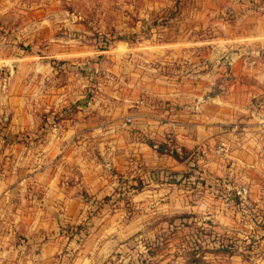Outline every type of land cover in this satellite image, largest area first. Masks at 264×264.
<instances>
[{"label": "rangeland", "instance_id": "1", "mask_svg": "<svg viewBox=\"0 0 264 264\" xmlns=\"http://www.w3.org/2000/svg\"><path fill=\"white\" fill-rule=\"evenodd\" d=\"M1 197L17 264H264V0H0Z\"/></svg>", "mask_w": 264, "mask_h": 264}, {"label": "crops", "instance_id": "2", "mask_svg": "<svg viewBox=\"0 0 264 264\" xmlns=\"http://www.w3.org/2000/svg\"><path fill=\"white\" fill-rule=\"evenodd\" d=\"M7 203L6 197L0 198V205L4 207L0 209L3 212L0 213V264H17L16 254L21 244L19 238H16V231L11 228L14 220L9 217L12 214L7 212Z\"/></svg>", "mask_w": 264, "mask_h": 264}]
</instances>
